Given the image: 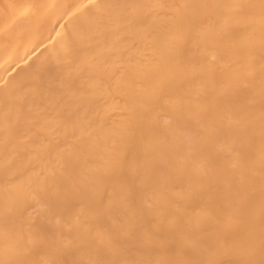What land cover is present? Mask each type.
I'll return each instance as SVG.
<instances>
[{
    "label": "bare ground",
    "instance_id": "bare-ground-1",
    "mask_svg": "<svg viewBox=\"0 0 264 264\" xmlns=\"http://www.w3.org/2000/svg\"><path fill=\"white\" fill-rule=\"evenodd\" d=\"M0 264H264V0H0Z\"/></svg>",
    "mask_w": 264,
    "mask_h": 264
}]
</instances>
